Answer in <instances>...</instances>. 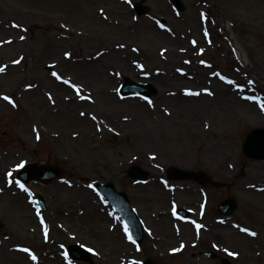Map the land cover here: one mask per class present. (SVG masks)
Returning <instances> with one entry per match:
<instances>
[{
    "label": "rangeland",
    "instance_id": "1",
    "mask_svg": "<svg viewBox=\"0 0 264 264\" xmlns=\"http://www.w3.org/2000/svg\"><path fill=\"white\" fill-rule=\"evenodd\" d=\"M50 1L0 0V264H220L225 258L264 264V159L242 149L251 130L264 129V0H180L182 10L172 0H75V9ZM136 3L146 12L136 13ZM97 7H106V19L116 25L96 18ZM218 15L247 65L225 38ZM134 23L143 27L130 31ZM157 25H172L178 37L170 43L156 39ZM115 41L130 43L128 66L122 54L110 51ZM91 55L96 64L79 61ZM125 79L150 84L156 94L122 96ZM230 89L249 110L231 102ZM221 90L227 93L219 98ZM62 95L69 105L63 102L59 113ZM192 97L200 103L193 110L185 102ZM132 98L144 107L126 102ZM135 111L158 112L163 120H134ZM181 158L211 183L164 178L159 186L157 177H165L166 166L182 168ZM28 161L63 173L47 183L23 184L25 192L15 172ZM133 165L146 171L145 181H132ZM98 182L125 193L137 210L144 225L139 245L129 241L95 190ZM168 185L179 188L172 192ZM35 195L43 197L45 211L32 200ZM228 195L238 207L223 217L216 207ZM100 205L115 218L99 212ZM174 205L189 209L187 220L173 217ZM245 227L257 235L240 231ZM72 246L86 248V259L71 257ZM203 250L217 255L208 259L199 254Z\"/></svg>",
    "mask_w": 264,
    "mask_h": 264
},
{
    "label": "water",
    "instance_id": "2",
    "mask_svg": "<svg viewBox=\"0 0 264 264\" xmlns=\"http://www.w3.org/2000/svg\"><path fill=\"white\" fill-rule=\"evenodd\" d=\"M175 5L181 9L182 5L180 4L179 0H172ZM135 10L137 12H144V7L140 4L135 6ZM130 91H134L139 94H143L145 96L151 95L154 93V89L150 86L132 83V82H125L122 92L128 93ZM244 151L253 158H264V130L257 129L254 130L249 134L246 139V142L243 146ZM169 171L174 174V177H181L186 178L189 176V173L186 171L177 170L174 167H170ZM58 174V170L53 168L44 167L38 170H33L32 165L26 166L18 175L24 181L28 180L29 178H38L40 180H48ZM131 174L136 176L137 178L140 177V171L136 168L131 169ZM137 174V175H136ZM98 188L108 197V199L112 202V204L121 212L124 216L125 220L129 224L132 232L137 236L138 242L141 240V225L137 220L136 216L128 206L125 196L121 193L116 192L112 186L110 185H100L98 184ZM41 206L44 208L42 200L40 201ZM236 207V204L233 202L232 199L224 200L220 206L219 211L223 214H229L232 210ZM72 254L76 257H82L83 254L80 251L73 250ZM209 255V253H206ZM139 264H151L150 262H142ZM222 264H229L227 262H222Z\"/></svg>",
    "mask_w": 264,
    "mask_h": 264
},
{
    "label": "bare ground",
    "instance_id": "3",
    "mask_svg": "<svg viewBox=\"0 0 264 264\" xmlns=\"http://www.w3.org/2000/svg\"><path fill=\"white\" fill-rule=\"evenodd\" d=\"M74 1L75 0H54L53 2L52 1H50V2H52V7H58V8H66V9H69L70 7L71 8H74L75 9V3H74ZM115 1H117V0H115ZM41 2L42 3H47V0H41ZM101 9L103 10V12H101ZM105 10H106V7H104V9L103 8H101V7H97L96 9H95V11H94V16L96 17V18H98L99 20H101V19H103V22L105 23V24H107L106 26L107 27H109L108 25H112V26H114V25H116V22H115V20L114 19H106V15H105ZM218 22L220 23V25H221V29H222V32H223V34H224V36H225V38L227 39V41H229L230 43H231V45L234 47V48H236L238 51V57L241 59V61L243 62V63H245L246 65H247V63H246V60H245V58L242 56V55H240L239 54V49L237 48V43H236V39L234 38V36H233V34H232V32H231V30L229 29V27H228V23L224 20V18L222 17V16H220V15H218ZM154 23V22H153ZM154 26H155V23H154ZM141 27H143L142 26V24H137V23H134L133 25H129V29H130V31H133V32H137V30H140L141 29ZM157 30L155 29L154 30V32H155V35H158L157 37H156V39H162V37L165 39V41H167V42H172L176 37H178V34H177V31H175V30H173L172 29V25L171 26H169L168 28L166 27H161V26H159V25H157ZM168 34V35H167ZM169 40H171V41H169ZM119 45H121L118 41H115L114 43H113V46H114V48H110V51H113V52H115V53H120V54H122V60H121V62L123 63V65L124 66H128L129 64H130V62H133V59L131 60L128 56H129V54H131L130 52H127V50L129 49V47H130V43H128V44H124L123 45V47H120ZM93 57V55H91V57L89 56V59H86V58H79V61L82 63V62H84V63H86V61L87 62H90L91 63V65L92 64H96V61H94V59L92 58ZM131 60V61H130ZM124 61V62H123ZM110 73H113L112 71L110 72ZM112 77H113V75H111ZM112 77H110V78H112ZM56 87H59V85H55ZM231 90V89H230ZM224 93H227V91H225V90H221V91H219L218 92V97L219 98H221V94H224ZM232 93L236 96H233L232 95ZM63 94H65V93H63ZM228 95H230L231 96V102H234V103H236V104H242L243 105V107L246 109V110H249V108H248V104H246L247 103V101H245V100H238V97H239V93H237V91H235V90H231V91H229V93H228ZM263 96H264V94H263ZM197 99V97H192V99H187V100H185V102L187 103V102H189L190 103V105H191V109L193 110V108L195 107V108H197L198 106H199V102H196L195 100ZM68 101H69V98L68 97H66V96H60V97H58V106H59V108H58V112L60 113L63 109H64V107H65V104L63 103V102H65L67 105H69L68 104ZM127 103L128 102H132L131 103V105L132 106H136V107H139V108H141L142 109V107H144V105H143V103H141V102H139V101H137L135 98H132V99H130V100H127L126 101ZM244 102H246V103H244ZM55 103H56V100H54V102H53V106H55ZM120 108H121V106H119ZM252 110H254V107H253V105H252ZM118 113V111H115V112H112V113H110L111 115H116ZM134 120H136V119H138V120H143L144 121V119L142 118V117H147V115L148 116H153V119L154 120H156V121H162L163 120V117H162V115H160L158 112H154V113H152V112H149V111H147V113H146V111H144V112H141L140 113V111H135V113H134ZM91 118V117H90ZM93 119V118H92ZM188 129H191V125L190 124H188L187 126H186ZM193 132V131H192ZM194 134H197L196 133V130H194ZM204 154H202V156H203ZM185 156L183 155V158H184ZM183 158H181V160H180V163L181 164H183V165H180V166H183L182 168H189V169H191L192 167L190 166V165H186V164H184L183 163ZM5 180H6V177H5ZM157 193L161 196V199H166V194H165V192H163V190H161L160 188H157ZM101 206V205H100ZM99 206V212H100V210L102 211V212H104L105 213V216H107V217H109V215H110V212L109 211H106L105 209H104V207H100ZM100 215V214H99ZM100 217L101 218H103L102 217V215H100ZM236 233V232H235ZM236 234H238L237 235V237H239V239H249V237L247 236V235H242V234H240V233H236ZM53 247H49V251H48V247H44V249H43V251L45 252V253H47V252H50V251H52L53 253H55L53 250H51Z\"/></svg>",
    "mask_w": 264,
    "mask_h": 264
},
{
    "label": "snow or ice",
    "instance_id": "4",
    "mask_svg": "<svg viewBox=\"0 0 264 264\" xmlns=\"http://www.w3.org/2000/svg\"><path fill=\"white\" fill-rule=\"evenodd\" d=\"M101 12H103L102 9H101ZM160 26H161V27H164L163 25H160ZM21 39H23V37H21ZM119 46H120V47H123V45H119ZM65 55L67 56V55H69V54H68V53H65ZM18 62H19V61H13V63H18ZM201 63H203V61H201ZM4 70H5L4 67H0V72H3ZM52 75H53L54 77H56L57 79H61V77H60L57 73H55V72H53ZM63 83L68 84V83H70V81H68V80H64ZM29 87H31V85H29ZM72 87L76 89L77 94L79 95V94H80V89H79V87L76 86V85H72ZM205 91H207V89H205ZM186 94H194V93L187 92V90H186ZM195 94H198V93H195ZM80 98H81V99H90V97H83V96H81ZM3 99L6 100V101H8V103L12 104L13 107L16 106L15 102H14L9 96L4 95V96H3ZM149 103H151V101H149ZM81 115H84V113H81ZM93 119H95V117H93ZM39 138H40V137L37 136V139H39ZM22 166H23L22 164H21V165H18V167H22ZM18 186H19L22 190H24L25 192L28 191V189L25 188L23 184H19ZM90 187H91V185H90ZM174 214H175V213H174ZM41 223H43V220L41 221ZM197 227L199 228L200 225H197ZM240 231L245 232V233H247V234H249V235H251V236H256V235H257L256 232L251 231L249 228H246V227H245V228H241ZM125 232H127V227H125ZM128 239H129V241H131L133 244L136 243L135 240L132 239V236H131V235H128ZM182 247H183V245H181V248H182ZM179 250H180V249H175V248L172 249L173 252H177V251H179ZM23 251L28 252L29 250H28V249H23ZM89 251H92V249H89ZM225 251H228V250L225 249ZM229 255L236 256L237 253H235V252H229ZM31 259L35 260V259H36V256H35V255H31ZM136 264H139V262L137 261Z\"/></svg>",
    "mask_w": 264,
    "mask_h": 264
}]
</instances>
